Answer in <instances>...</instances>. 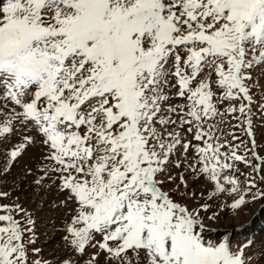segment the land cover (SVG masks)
Instances as JSON below:
<instances>
[{
	"label": "snow or ice",
	"instance_id": "snow-or-ice-1",
	"mask_svg": "<svg viewBox=\"0 0 264 264\" xmlns=\"http://www.w3.org/2000/svg\"><path fill=\"white\" fill-rule=\"evenodd\" d=\"M259 69L264 0H0L3 170L38 148L25 177L67 209L52 259L0 203V264H252L204 228L264 200Z\"/></svg>",
	"mask_w": 264,
	"mask_h": 264
},
{
	"label": "rangeland",
	"instance_id": "rangeland-1",
	"mask_svg": "<svg viewBox=\"0 0 264 264\" xmlns=\"http://www.w3.org/2000/svg\"><path fill=\"white\" fill-rule=\"evenodd\" d=\"M261 75H264V69L257 70L253 77L258 85H264ZM254 96L257 102H264V91L259 86L254 88ZM254 114L253 131L256 143L260 146L258 151L264 155V120H261L255 108ZM236 134L245 141L248 140L245 133L239 129L236 130ZM38 156V148H29L24 157L12 166L8 173L4 172L3 162L0 159V191L10 194V198L2 199L0 203L11 204L18 201L34 221V225L29 227L33 228L35 246L42 249L46 258L58 259L65 253L62 229L67 209L60 204L64 196L54 187L50 191L38 193L32 184V177H25V167L32 166ZM238 167L241 171H248L243 164H239ZM176 171L179 170L174 169V173ZM194 186L200 189L206 185L200 182ZM188 203L192 202L188 201ZM210 203L212 210L203 213L205 217L211 216L212 211H219L216 208L217 201L213 200ZM261 215L264 216V200L246 204L236 212L231 210L220 212L216 219H205L204 235L214 242L228 238L233 247L250 244L247 251L252 255V264H264V229L259 232L260 234H254L252 229V231L248 230L250 224L261 218Z\"/></svg>",
	"mask_w": 264,
	"mask_h": 264
},
{
	"label": "bare ground",
	"instance_id": "bare-ground-1",
	"mask_svg": "<svg viewBox=\"0 0 264 264\" xmlns=\"http://www.w3.org/2000/svg\"><path fill=\"white\" fill-rule=\"evenodd\" d=\"M261 218H258V217H256V218H258V220L255 222V220L253 221V223H251L250 224V226H249V228H248V230H254V234H257V233H259L261 230H263L264 229V216H260ZM255 218V219H256ZM260 219V220H259ZM251 230V231H252ZM260 234V233H259Z\"/></svg>",
	"mask_w": 264,
	"mask_h": 264
}]
</instances>
